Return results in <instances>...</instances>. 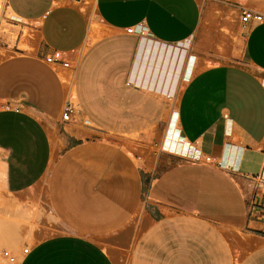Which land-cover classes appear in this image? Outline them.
I'll list each match as a JSON object with an SVG mask.
<instances>
[{
    "label": "crops",
    "instance_id": "0c3cea01",
    "mask_svg": "<svg viewBox=\"0 0 264 264\" xmlns=\"http://www.w3.org/2000/svg\"><path fill=\"white\" fill-rule=\"evenodd\" d=\"M3 4L0 49L26 46L0 54L13 264H264V0Z\"/></svg>",
    "mask_w": 264,
    "mask_h": 264
},
{
    "label": "rangeland",
    "instance_id": "374dc122",
    "mask_svg": "<svg viewBox=\"0 0 264 264\" xmlns=\"http://www.w3.org/2000/svg\"><path fill=\"white\" fill-rule=\"evenodd\" d=\"M3 1L4 0H0V46L3 47V44L6 43L5 39H2V34L4 33H8L9 32V28L11 27V24L14 22V19H13V16L12 14L6 10L4 8V4H3ZM15 35H13V37L11 38V42H10V45H9V48H6V49H0V54L1 55H6L8 53H10V51H12L14 48H15V45L16 44V40H15ZM188 50H190L189 47H187ZM191 53V52H190ZM188 56H192L191 54H187ZM216 57V56H214ZM223 59L225 60V56H219L218 59ZM188 66H189V61H188V57H186V60H185V74L187 73L188 71ZM196 68V66H195ZM194 68V69H195ZM183 76V74H182ZM188 78L183 76V77H180L179 79V82H178V86H177V93L180 91V89L182 88V85L184 84V82L187 80ZM176 93V94H177ZM177 95H175L174 97L176 98ZM167 121L168 119L165 121V128H166V125H167ZM165 132V131H164ZM164 135V134H163ZM162 137L160 138V140L157 142L158 144L157 145H154L153 146V151H152V154L153 155H156L157 152L160 150L161 148V140H162ZM140 154L143 153V152H139ZM32 210V205H30L29 208H27L25 210V220H23V218H20V219H15V218H11V217H8L6 216L5 219H8L9 221H14L16 222L17 225H15L16 227V230H15V235L16 237L21 233V229L23 228L24 224H28L29 223V215L31 214V211ZM29 218V219H28ZM28 226V225H27ZM43 235H45V233H43ZM24 246H21L20 247V250H22ZM3 251H8L9 254L13 255V253L11 252V250L9 248H6L4 246H1L0 245V264H13L12 262H10L4 255H3ZM124 261V260H122ZM15 263V262H14Z\"/></svg>",
    "mask_w": 264,
    "mask_h": 264
},
{
    "label": "built area",
    "instance_id": "2783aa9c",
    "mask_svg": "<svg viewBox=\"0 0 264 264\" xmlns=\"http://www.w3.org/2000/svg\"><path fill=\"white\" fill-rule=\"evenodd\" d=\"M240 20L242 22H248L251 20L255 21H262L263 15L255 12L253 10L245 9L243 8L241 10L240 14ZM133 28L129 27L126 29L127 32H132ZM45 62L52 65V66H61V67H71L69 60L66 58L64 53L60 50H53L51 53L45 56L44 58ZM9 104H5L4 108H8ZM74 106L72 103L68 102L64 105L62 112H61V118L65 121L70 120L71 116L74 114ZM28 247L22 248V253L27 252ZM3 255L12 263L16 262L15 256L8 253V251H3Z\"/></svg>",
    "mask_w": 264,
    "mask_h": 264
},
{
    "label": "bare ground",
    "instance_id": "6f19581e",
    "mask_svg": "<svg viewBox=\"0 0 264 264\" xmlns=\"http://www.w3.org/2000/svg\"><path fill=\"white\" fill-rule=\"evenodd\" d=\"M27 37V36H26ZM24 39V38H23ZM26 39V38H25ZM26 43V42H25ZM27 44V43H26ZM18 48H24V47H26L25 45H24V43H23V41H20L19 43H18ZM28 48H30V47H28Z\"/></svg>",
    "mask_w": 264,
    "mask_h": 264
}]
</instances>
